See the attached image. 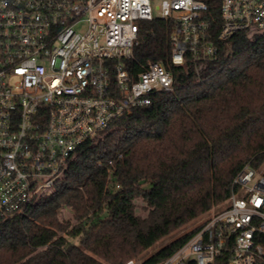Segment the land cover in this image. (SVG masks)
<instances>
[{
  "label": "built area",
  "instance_id": "obj_1",
  "mask_svg": "<svg viewBox=\"0 0 264 264\" xmlns=\"http://www.w3.org/2000/svg\"><path fill=\"white\" fill-rule=\"evenodd\" d=\"M155 19L171 24L172 64L198 71L223 44L264 29V0H0L1 220L49 196L80 146L174 89L162 60L134 70L143 23ZM234 184L158 264H214L224 253L228 264H264V168L247 165Z\"/></svg>",
  "mask_w": 264,
  "mask_h": 264
},
{
  "label": "trees",
  "instance_id": "obj_2",
  "mask_svg": "<svg viewBox=\"0 0 264 264\" xmlns=\"http://www.w3.org/2000/svg\"><path fill=\"white\" fill-rule=\"evenodd\" d=\"M217 16L219 7L212 5ZM171 24L145 21L133 64L162 60L174 89L78 148L53 192L0 219V264H124L223 205L248 165L264 163V33L223 44L215 62L170 61ZM138 199L146 215L137 213ZM70 210L74 222L62 218ZM192 229L143 259L158 264ZM229 253L214 264H228Z\"/></svg>",
  "mask_w": 264,
  "mask_h": 264
},
{
  "label": "rangeland",
  "instance_id": "obj_3",
  "mask_svg": "<svg viewBox=\"0 0 264 264\" xmlns=\"http://www.w3.org/2000/svg\"><path fill=\"white\" fill-rule=\"evenodd\" d=\"M262 33H264V29L263 28H259L256 25H253L248 31L247 34L250 37L255 38L258 35H261ZM104 133H101V135ZM262 168H264V165L261 166ZM64 173H61V176H63ZM138 204V208H137V213L141 214V215H146V210L144 209L145 203L141 200L138 199L137 201ZM220 206H216L214 208H212L209 212L199 216L198 218L192 220L191 222H189L187 225H185L184 227H182L181 229L175 231L174 233H172L171 235H169L168 237L163 238L162 240H160L159 242H157L155 245H153L152 247H150L149 249L145 250L142 254H140L137 257H134L132 259H136V260H143L145 259V257L153 254L154 252H156L158 249H160L162 246L168 244L169 242H171L173 239L177 238L178 236H180L181 234L188 232L192 229H195L200 223H202L205 218L212 213L213 211H216L217 209H220ZM62 218L65 220H71L74 222L73 219V215L72 212L70 210H64L62 212Z\"/></svg>",
  "mask_w": 264,
  "mask_h": 264
}]
</instances>
